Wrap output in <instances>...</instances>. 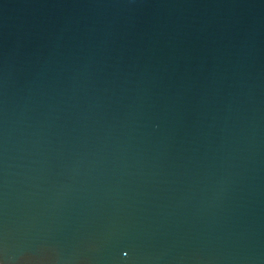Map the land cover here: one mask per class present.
I'll return each mask as SVG.
<instances>
[{"label":"water","instance_id":"water-1","mask_svg":"<svg viewBox=\"0 0 264 264\" xmlns=\"http://www.w3.org/2000/svg\"><path fill=\"white\" fill-rule=\"evenodd\" d=\"M4 264H264V0H0Z\"/></svg>","mask_w":264,"mask_h":264},{"label":"snow or ice","instance_id":"snow-or-ice-1","mask_svg":"<svg viewBox=\"0 0 264 264\" xmlns=\"http://www.w3.org/2000/svg\"><path fill=\"white\" fill-rule=\"evenodd\" d=\"M0 264H4V262L2 260H0Z\"/></svg>","mask_w":264,"mask_h":264}]
</instances>
